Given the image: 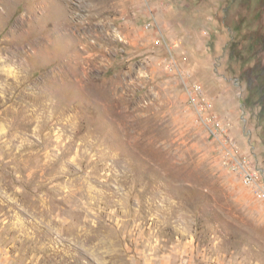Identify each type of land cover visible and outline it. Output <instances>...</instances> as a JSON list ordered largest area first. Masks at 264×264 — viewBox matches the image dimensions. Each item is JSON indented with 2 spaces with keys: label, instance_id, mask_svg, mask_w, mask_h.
Here are the masks:
<instances>
[{
  "label": "rangeland",
  "instance_id": "1",
  "mask_svg": "<svg viewBox=\"0 0 264 264\" xmlns=\"http://www.w3.org/2000/svg\"><path fill=\"white\" fill-rule=\"evenodd\" d=\"M254 64L264 0H0V264H264Z\"/></svg>",
  "mask_w": 264,
  "mask_h": 264
},
{
  "label": "built area",
  "instance_id": "2",
  "mask_svg": "<svg viewBox=\"0 0 264 264\" xmlns=\"http://www.w3.org/2000/svg\"><path fill=\"white\" fill-rule=\"evenodd\" d=\"M154 24L149 22L146 24V28L152 27ZM171 63L175 62L174 56L171 54ZM176 63V62H175ZM185 90L188 95V99L197 108L199 114V120L201 123L209 128V132L215 137L218 136V131L215 126L218 125V120L214 113L205 115L204 112L208 111V103H205V98L201 93V89L198 85L189 84L185 85ZM210 107V106H209ZM221 135H225V131H220ZM220 142H226L225 138L220 137ZM229 164L233 171L239 173L243 184L254 194L255 197L264 202V169L258 166H252L251 162L246 157L237 156L234 150L228 153Z\"/></svg>",
  "mask_w": 264,
  "mask_h": 264
},
{
  "label": "trees",
  "instance_id": "3",
  "mask_svg": "<svg viewBox=\"0 0 264 264\" xmlns=\"http://www.w3.org/2000/svg\"><path fill=\"white\" fill-rule=\"evenodd\" d=\"M249 47L251 46L249 45ZM231 48L235 49L236 51V46L232 45ZM253 51L254 49H250L249 56L245 58L247 62L251 60L253 55H255ZM234 55L237 59H244L243 54H241L239 50H237ZM245 74L248 82V95L245 100V104L250 106L257 102L260 106L258 114L259 120L264 121V66H258L254 64L253 66H250Z\"/></svg>",
  "mask_w": 264,
  "mask_h": 264
}]
</instances>
